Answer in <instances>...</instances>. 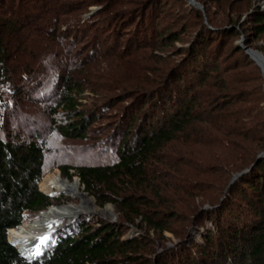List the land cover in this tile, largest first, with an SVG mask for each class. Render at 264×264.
<instances>
[{
  "label": "trees",
  "instance_id": "1",
  "mask_svg": "<svg viewBox=\"0 0 264 264\" xmlns=\"http://www.w3.org/2000/svg\"><path fill=\"white\" fill-rule=\"evenodd\" d=\"M125 1L130 6L116 9L117 0H0L4 15L0 26L22 31L30 17L36 20L45 14V18L49 12L52 20L46 33L55 38L64 33L69 46L83 43L80 49L92 48L93 58L113 57L122 67H136L139 72L125 85L119 83L132 101L117 114L122 133L117 161L62 169L64 176H78L98 203L117 204L122 222H84L34 260L23 256L9 240V231L22 225L27 214L50 209L54 194L48 196L39 188L46 174L42 148L33 141L0 140V264H264V156L259 158L264 152L263 69L241 44L234 48L231 64L250 66L253 77L234 75L231 86L219 78L223 73L219 75L218 69L232 36L247 37V45L264 53L250 41L251 35L264 34V10L249 16L252 31L246 34L243 26L223 29L207 19L203 9H194L190 40L174 65L162 72L147 50L155 48V36L161 40L159 47L174 40L175 33L166 38L159 31L156 19L164 5L160 0L117 3ZM197 1L206 11V4ZM93 5L101 8L84 19ZM126 27L132 36L116 52ZM103 30L110 34L104 37ZM90 31L97 41L90 40ZM9 56L0 36V82L10 72ZM250 78L260 81L255 95L235 91L240 90L236 83ZM63 84L53 109L67 115L59 129L69 136H83L93 122L84 117L72 95L75 80L65 79ZM132 127L137 137L134 146L128 139ZM133 223L141 225L145 234L124 239V227ZM166 231L177 238L174 246L167 244L171 238ZM191 231L202 234V240ZM150 244L152 249L146 250L144 245Z\"/></svg>",
  "mask_w": 264,
  "mask_h": 264
},
{
  "label": "rangeland",
  "instance_id": "2",
  "mask_svg": "<svg viewBox=\"0 0 264 264\" xmlns=\"http://www.w3.org/2000/svg\"><path fill=\"white\" fill-rule=\"evenodd\" d=\"M201 1L207 6L205 11V6L202 4L204 14H208L207 19L211 18L210 20L223 26V29L230 25L243 26L246 34L252 31V23L248 21L249 16L258 10H264V0ZM117 2L116 9L129 5L126 1L122 4L119 3L120 5ZM160 2L164 5V12L156 19L159 31L163 32L166 38L169 33H175L174 37H171L174 40L173 42L168 40L166 43L169 44L159 47L161 40L157 41L158 38L155 36L154 40L157 42L153 44L155 48L147 50V55H153L152 64L161 67L162 72H166L168 67L171 68L175 60L178 59V54L183 50L181 47L187 45L190 40L188 33L190 27H193L191 25L193 10L199 7L190 4L188 0L184 3L176 0H160ZM15 6L17 7L16 3ZM100 8V5L90 6V12L83 14L84 19L93 16ZM35 10L31 9L30 12H35ZM19 15L17 13V16ZM23 15L22 13L20 17L22 18ZM44 16L36 20L35 16L30 17L28 27L22 31H19L17 27L14 29L10 25L0 26L5 30L0 31V36L5 43L6 50L11 55L8 57L9 59L7 58L6 63V67L10 71L7 74L8 77L0 82V140L14 143L33 141L42 148L46 157L44 169L46 174L40 182L39 188L48 196L54 194V196L50 195L54 204L52 207H61L66 210V208H82L84 206L82 199L77 195L59 193L56 189L47 190L44 187L45 178L54 174L71 182L78 180L81 193H85L86 197L93 200L94 207L104 209L111 206L113 214L97 213L95 210L87 208L85 214L78 213L79 215L71 219L64 216L61 217L62 219L53 218L47 225L48 229L44 231L46 234L43 236L49 237V239L43 244L41 241L38 242L35 257L32 258L30 254H25L17 245L13 244L23 256L32 260L54 245L59 237L77 232L78 226L84 222H91L90 224L95 225H98L101 220L114 223L122 222L117 204L98 203L96 196L89 193L83 184L81 185L78 176H64L62 169L65 166L109 165L117 161L119 155L117 146L122 136L120 122L116 121L117 114L124 108L122 106L126 104L125 102L132 101L126 98L128 93H124L120 85H125L124 83H128L130 79H135L139 73L136 67H122L118 64L117 59H112L113 57L110 60L99 59L100 56L93 58V54L90 55L92 48L80 49L83 43L69 46L67 44L69 40L64 33L58 32L56 38L51 36L46 33L50 29L48 21L52 20L51 13L47 12L45 18ZM0 17L4 19L1 12ZM104 31V37L110 34V32ZM129 31L131 28L128 27L122 31V37H119L117 42V45L121 44V47L117 46L116 52H120L126 46V42L132 36ZM94 34V31H90L88 36L93 42ZM150 36L148 35L149 38ZM254 36L251 35V45L264 48V34H260L258 37ZM246 38L240 35L228 38L219 61L218 69L221 72L219 75L223 73L219 78H224L231 86H233L231 77L233 78L234 75L253 77L250 75L253 72L250 66L233 67L231 64L235 56L234 48L239 44L249 46L246 44ZM110 41L114 42L113 38H110ZM230 66L231 70H228L227 68ZM69 78H73L76 83V91L72 92V95L78 99L79 110L84 112V117L89 116L88 118L93 122L90 130L80 137L69 136L61 132L59 127L66 124L67 115L62 109H59L58 112L53 110L62 94L63 80ZM116 80H118L117 84ZM236 85L240 90L236 89L235 91L241 93L244 90L245 94L253 96L260 88V81L250 78L248 81L245 80L244 84L236 83ZM112 102H115V105L111 104ZM71 118L74 119V117ZM128 139L131 146L137 142L135 127H132ZM107 191L108 189H106ZM45 211L27 214L24 222L34 221L40 213ZM139 221L137 222L140 223ZM138 223L127 224L124 227V239L143 237L145 230ZM193 233L198 240H202V234L195 231ZM165 235L171 238L167 244L174 246L177 242L175 235L168 231ZM9 240L11 241V239ZM145 247L146 250H150L152 244L149 247L144 245ZM158 248L159 251L163 249L161 246ZM146 250L144 249V251Z\"/></svg>",
  "mask_w": 264,
  "mask_h": 264
},
{
  "label": "bare ground",
  "instance_id": "3",
  "mask_svg": "<svg viewBox=\"0 0 264 264\" xmlns=\"http://www.w3.org/2000/svg\"><path fill=\"white\" fill-rule=\"evenodd\" d=\"M43 185L47 190L53 188L59 193L79 196L84 206L82 208H66V210L61 207H50L48 211L40 213L34 221L23 222L17 229L9 231L8 238L11 239L12 243L17 245L25 254H30L32 258L35 257V251L39 244L38 242L41 241L40 238L46 234L44 231L48 229L47 225L50 224L53 218L56 219L64 216L65 218L71 219L79 215L78 213L85 214L87 208L93 209L97 213L103 212L108 215L113 214V208L111 206L104 209H97L94 207L93 200L86 197L85 193H81L78 180L71 182L68 179L64 180L60 175L53 174L45 178Z\"/></svg>",
  "mask_w": 264,
  "mask_h": 264
},
{
  "label": "water",
  "instance_id": "4",
  "mask_svg": "<svg viewBox=\"0 0 264 264\" xmlns=\"http://www.w3.org/2000/svg\"><path fill=\"white\" fill-rule=\"evenodd\" d=\"M189 2H190V4L192 3L199 8H202V9L204 8V6L202 4H200L199 2H197L196 0H189ZM244 47H245L246 51L252 56V58L257 62V64L261 66V68L263 69V75H264V53H263V51L254 49V48H252L250 46H246V45H244ZM262 156H264V152H262V154L260 155L259 158H261ZM240 175H242V173ZM238 177H239V175L235 176L234 180ZM190 234L193 235V231H191Z\"/></svg>",
  "mask_w": 264,
  "mask_h": 264
},
{
  "label": "snow or ice",
  "instance_id": "5",
  "mask_svg": "<svg viewBox=\"0 0 264 264\" xmlns=\"http://www.w3.org/2000/svg\"><path fill=\"white\" fill-rule=\"evenodd\" d=\"M49 239V237H41L40 240H41V244H43L44 242H46L47 240ZM38 251H39V247H38Z\"/></svg>",
  "mask_w": 264,
  "mask_h": 264
}]
</instances>
